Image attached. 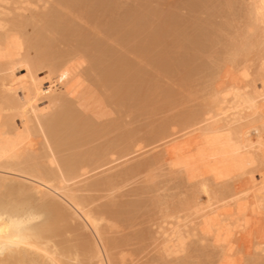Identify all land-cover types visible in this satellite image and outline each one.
Segmentation results:
<instances>
[{
    "label": "rangeland",
    "instance_id": "obj_1",
    "mask_svg": "<svg viewBox=\"0 0 264 264\" xmlns=\"http://www.w3.org/2000/svg\"><path fill=\"white\" fill-rule=\"evenodd\" d=\"M56 1L57 0H1L0 21L22 20V22L25 23L28 19V21H31V16L37 15L40 18L37 17L39 19L36 18V20H38V23H40L41 20H48V18L51 16V13L49 12H55V9H57L56 12H59L57 13L58 15L60 14V12L63 13L59 16L63 18L64 21L70 20L69 18H71L70 22L76 24L78 22V26H80L81 28L83 26L82 23H84V28L87 27V25L89 27V24H91L92 21L94 22L95 19V22L98 26H100L99 24L102 22V20L103 22L117 20L127 21L131 28L135 27L136 25V28H144L146 26L143 25L147 22V24L145 25L149 24L151 28L153 27L154 29H149L147 27L146 29H143L142 33V29L140 28L141 33H139L141 34V37L145 38L146 36L144 35H147V33H149L151 30L154 31V35L157 34L156 37L158 38V40L156 42V45L153 44L156 51L154 48V50H151L150 47H152V45L151 43L147 44L148 41L146 42V39L145 42L141 44L144 39L138 37L140 36V34H138L137 37L135 36V38H133L132 36L128 37L129 40H132L129 41V43L131 44L126 45L129 44L127 42L124 46H121L119 48L117 46L119 45V43H121L119 40H106L107 35L106 37L104 35L108 33L104 31V29L102 30V26L98 27L95 24V27L90 26L91 28L89 27L88 29L87 27L85 29L87 33L91 29V31L93 30L95 32L93 33L92 31L93 35L98 34L97 36L95 35L93 37V35H89V33L88 37H93L90 40L97 38V40L93 41H101L105 37L104 39L107 41L108 45L111 44L110 47L112 49L114 48L113 50H115V53H117L119 50L120 53H113V55L110 56L112 57L111 59H113V57H118L121 53L124 54L121 57L119 56L120 58H125V56L127 55L126 58L128 57L129 63L131 65L133 64V67L137 66L136 71H138L136 72L137 74L134 73L135 76L139 78L140 76L137 75H141V79L144 78L143 82L145 80L143 86L146 87H142L138 93L139 96L136 95L134 98L135 100L124 104L125 107L123 105L124 108L122 107L121 110L119 105H115V102L119 100L117 99L119 98V94L118 92H116L118 86L109 85L108 88L105 87L107 85L98 86L99 84H95L99 78L98 74H95L96 77L93 76L94 78L92 79L94 80H90L89 65L91 66V64H88L89 61L87 63L84 62L83 65L79 68V71H77L78 74L81 72L80 75L82 73L85 75L86 71H89L87 72L88 74L86 73V75H89L88 78H85L86 80L88 79V81L83 79L86 81V84H84L86 87H89V84L93 86H90L91 88L89 87L92 91H90V89L89 91H87L88 88H84L85 86L81 87L80 91H82L84 88L86 89V91L84 90L85 93L89 92L90 96L92 95V93L97 95L99 91L100 94L98 95L102 94L105 99L107 98V100H113L112 102L114 104L111 101L107 103L108 101L106 102L104 97H97L98 95L96 96V98L98 99L94 98L95 96L92 97L99 102L92 100V97H90L89 100L91 102L89 101V103L92 104V108L96 105L95 109H92V111H94V115L90 112L92 114L91 117L95 116L93 117V119H95L96 121V126H94L93 129H90V131L88 132L89 134L86 133V135H84L85 138L83 135L79 136L77 144L73 147H66V149H68L65 152L63 151L61 154H58L57 158L78 157V155H80L79 157H81L83 155L86 156V154H89L90 151L94 152L97 149L103 151L105 150L104 155L107 156H105L102 161L100 160L97 163L93 162L92 166L89 164L90 167H88V169L84 171L88 172L83 177L78 178L74 182L70 183V188L72 189L71 193L75 197V200L81 202L83 207L88 212H90L96 220H98V227L102 233L101 235L103 243L99 244L97 242L98 239L95 235H93V231L89 228V226L81 216L77 217L78 219L76 218L75 220L78 224H75V221L71 220L73 212L72 208H70V206L67 204V200L58 193H54V198H57L58 200H54L52 196L49 198V200H52L54 202L58 201L57 203L60 204L64 210V216L57 219L55 212L53 210H48L45 211L47 217L45 216L44 220L38 219V224L40 226L44 225L43 221H45L44 223L46 224V227L43 226L44 229H42V231L44 234H46V232H49L47 235H50L49 237H51L50 245H52L53 249H55L58 255H60L61 257L64 256L65 259L62 257V260L67 261V259H69V264H99L96 259H92V252L90 250L92 245H94L93 242H97L100 246L103 244V246L99 248L101 250L105 248L103 249L105 250V252H103V256H105L104 253H106V259L108 258L106 260L104 257V264H192L193 261L197 262V264H254V262L255 264H259L258 258L262 259L260 260V264H262L264 262V239L262 237L264 236V231L258 230L259 232H261V234L263 233L262 236H259L261 234L256 231L257 234H259H256V237H261L260 239H263V241H258L259 237L258 239L256 238L257 240H255L253 244H248L249 246L252 245L253 247L247 249L245 254L236 255V252L239 251L236 240H245L252 237V235L254 236V234L256 233L254 229L256 227V224L259 223V220L253 217L252 213H250L249 210L243 214H233L231 216H226L222 220L216 219L212 226L205 228H200L198 226L195 227V225L193 227L192 218L185 222V224L190 225V227L184 228L180 232V236H182L183 238L181 242H178V240L173 242L172 240V242L167 243L168 238L163 234L166 230H168L171 220L173 222V218L171 219V217L174 216L175 208L177 207V205L179 204L178 206L182 208L183 204L181 203H185V201L189 199L187 197H191L193 194L192 185L185 182L182 174L178 173V171L174 169H171L168 164L169 158L174 151L175 145L176 147H178V144L183 143L185 140L189 141L192 137L195 136L194 134H196V131L198 130L197 128L199 127H196L195 125L193 126V121L198 119L197 116H199V114L201 115V113L206 112L210 109L209 103L210 101H212V98L219 96L218 93L217 95H215V91L219 90L220 92H222L224 90V86L226 84H224L222 81H224V79H227L226 75L230 70H232L231 66L234 64L233 63L230 66H226L227 60L225 61L224 58H228L229 60V57H226V52L230 50L233 53V51H242L241 49H244L245 51L243 50L241 53L238 52L239 54L237 55H239V57H237V62H235L236 65L238 63L237 66L243 64L239 63V60L243 59V57L240 59V56H245V54L248 53V50L247 48H243V46H239L241 41L244 43V40H241L238 44L236 43V39L241 34H244L241 35L242 37L245 36L246 38H249L253 35V31L256 34H259V36H263V33L259 32L263 30V24H261L262 21L260 22L256 19V22H254L255 20L253 18V10L252 17L250 15L252 14L251 8L255 5L256 0H89L92 2L94 1L92 4L91 2L90 4H88L89 8H87V6H81L80 8L78 7V12H76L77 7L76 9H74L75 7H72L71 9V6L68 5L67 2L65 4L63 0H58L59 3ZM62 2L64 4H62ZM59 4L60 6H58ZM94 4L97 6H95ZM63 5L65 6V8L63 7ZM199 5L200 7H198ZM53 6L55 7L54 10H52ZM91 6L93 7V9L91 8ZM80 9H82V12ZM94 9H98L99 11ZM110 9L111 11H109ZM82 14H85V16H82ZM90 15H93V18ZM19 16L20 19H18ZM65 17H67L68 19ZM82 17H84V19ZM86 19L87 21H85ZM36 20L34 19L35 22ZM50 20H53L52 17L50 18ZM180 20L182 21V23L180 22ZM149 21L153 24V26L151 25V23H149ZM251 21L255 24H248V22L251 23ZM35 22L33 24L27 22V25H30L29 27H31V24V28L33 29L34 27V29H31L27 35L28 40V36L32 37L31 41L39 40L38 37H35L36 32L41 31L43 28H38L40 25H38L37 22V24H35ZM87 22L90 23L88 24ZM131 24H133L134 26H132ZM246 24L250 25V27H247ZM41 26H43V24ZM220 27H222L223 30ZM160 28L162 30H160ZM147 29L149 32H147ZM101 31H104L105 34H101L102 36L100 35V37L99 32ZM34 33L35 35H32ZM112 33L115 34V32ZM142 34L144 35L142 36ZM206 34L209 35L207 38H205L207 36ZM209 38H212L213 42L211 43V40H209V42L213 45H208L207 42L208 46L205 47V41ZM199 41H202V44L200 45H204L205 43V48L203 47L202 49V47H200V51L202 49L203 53L199 51L200 53L198 52V54L197 51L199 49ZM137 43L140 46H138ZM144 43H146V45ZM176 44L177 46L175 48ZM62 45L63 44L60 45V48L64 49V46L62 47ZM120 45H122V43ZM137 46L139 49L138 52L141 48L142 50L144 48H147L146 50H144L147 53L143 55L141 53H137V51L136 53L132 51L133 47L136 48ZM238 47L241 49L234 50ZM127 48L131 49L132 52ZM124 49H126V51ZM148 49H150V53H148ZM194 50L196 54H198L199 58L197 55H195ZM152 51H154L153 54ZM190 51L192 55L195 56L192 59V55H188L191 54L189 53ZM254 51H256V49ZM128 52L130 53L128 54ZM223 52L226 53V55L223 54L225 57L222 55ZM252 56L253 55H250V53L246 55V57L249 58H251ZM145 57H149L150 61L152 59L153 61L150 62L148 59V61L150 62L148 64V61ZM222 57L225 61L224 63L221 62L223 61L221 59ZM189 58L191 61L189 60ZM75 60H77V58ZM154 60L155 63H153ZM245 60L246 59H244V61ZM190 62L192 63L191 67L194 68V70L190 67ZM194 63L202 68H197V65H195ZM236 65H233L232 67H236ZM159 66H161V68ZM174 66H176L177 68ZM244 66L246 65L244 64ZM183 68H187V71ZM186 72L188 73L186 74ZM233 73L234 72L232 70L231 76H233ZM15 74L17 77L23 76L25 74V70L20 69L16 71ZM43 74H47V72H43ZM91 74L93 75L94 73ZM233 77H235V74ZM231 78L232 77H228V79ZM93 82L94 84H92ZM101 87L103 88V90L101 89ZM110 87H114L115 89L112 90V88ZM93 88H97L96 92H93ZM111 90L113 93L115 92L117 94L112 95L113 93L110 92ZM146 91L151 92L148 93L149 96ZM142 93H145V96ZM124 96L127 97L128 95ZM114 98L116 99V101L114 100ZM100 102L102 106L99 105ZM104 102H106L107 104H105ZM147 104H150L151 106H148ZM98 107H103L104 109ZM148 107H150V109ZM99 109L102 111L100 112ZM141 109H146L147 111H142ZM95 110L99 111L97 112ZM112 111H114V113H112ZM96 113H98V115ZM116 114L118 117L112 118L113 115L116 116ZM195 114L196 116H194ZM98 116H101V118H98ZM99 119L103 121L102 124L100 122L101 120ZM108 119L112 121L110 122V120ZM113 119L115 120V122L117 121L115 125H117V123L119 122L120 127L119 125L115 126L114 123H112L114 122ZM188 119L190 122H188ZM201 119L202 118L199 117L198 120ZM196 121H194V123ZM107 124L109 125L107 126ZM110 124L114 126H110ZM101 126H103V128H105L104 126H106V133ZM201 126H204V124H202ZM110 127H116L118 128V130L116 131L112 128L113 131H111ZM99 129L101 132L99 131ZM152 133L154 134L155 138L152 137ZM127 137H134L135 141ZM126 138L127 141L130 140L138 143V150L136 149V152H131L135 151L136 147L134 148V150H132L133 148H129L126 150V153L128 151V155H126L125 153L121 160L115 161L119 153V149H116L118 147L117 143H119V141L121 140L125 142ZM40 141H42L40 138L34 139L33 149H35L38 154V164L41 166L44 165L43 168H47L50 167L46 156L47 150H45L46 148L43 147L45 144L44 141ZM107 142L109 144H107ZM138 145L136 144V146ZM114 148L116 150H113ZM110 152L111 154L113 152V154L115 155L110 156ZM184 156L185 154L182 153L181 157ZM197 158L200 159L202 157L197 156ZM222 158L223 155L216 156L210 159L213 160V163L211 164L206 165V163L202 164L201 162H198L195 164H190L188 168L199 166L198 168H196V171L201 172L204 177H207L209 182H212L213 178H215L217 182H220L225 180V173L229 170L231 165V161L229 159L225 160ZM69 159L73 160L72 158ZM39 160L41 164L39 163ZM215 160L219 161L215 162ZM190 162L191 158L186 159V164H189ZM116 172L119 173V175H117ZM4 174H11V176H7L9 179L8 182L0 187V200L5 202L6 205H20V207L22 208L23 206H25L24 208L26 209L29 206V208H32L31 211L33 213H40L42 209V207L40 206V202L38 203V201H35V199L32 200L33 198L28 191L24 190V193H18L14 188V184H16V178L19 182L21 181L20 183H25L27 181L26 184L22 183V186L28 185V179L20 174L18 175L17 173H10L7 171L5 172L4 170L0 169V175ZM111 174H115L117 176H115L116 180L113 176H109ZM100 176L102 178L106 176L111 177V181L106 180L109 183H105V179H102ZM221 176L224 177V179H218V177ZM11 177H14L15 179H12L11 181ZM4 192L6 193L4 194ZM29 204H31V206ZM235 206H237V203H235V201L233 200H230L229 205L225 206L222 210H224L225 208V210L233 209ZM179 209L177 208L176 211ZM171 210H173L172 214ZM70 215L71 217H69ZM94 239H96V241ZM256 242L258 243L256 244ZM70 254L73 255V258H75L76 261H72L74 259L70 257ZM248 254H251V256H249ZM66 256H68V258Z\"/></svg>",
    "mask_w": 264,
    "mask_h": 264
},
{
    "label": "bare ground",
    "instance_id": "obj_2",
    "mask_svg": "<svg viewBox=\"0 0 264 264\" xmlns=\"http://www.w3.org/2000/svg\"><path fill=\"white\" fill-rule=\"evenodd\" d=\"M63 1L65 2V4L67 2L68 5L71 6V9L72 7H75L74 9H76L77 7L76 12L79 11L78 7L80 8L81 6L83 7L87 6V8H89L88 4H90V2L91 4L94 2L89 0H63ZM56 2H58V0ZM60 4L58 6H60ZM62 4L64 3L62 2ZM200 5L198 7H200ZM92 6L91 8L93 9ZM63 7L65 8L64 5ZM54 8L55 7L53 6L52 10H54ZM252 8H251V12L253 10L255 17L253 15V12L250 15L251 17L253 15V18L255 20L254 22H256V19L257 21L260 22L262 21L261 24H263L262 25L263 30L259 32H262L263 36H259V34H256L253 31V35L249 38L247 37L248 41L245 36H244L245 38L241 36L244 34H241L236 39L237 41L234 39L238 44L240 43L241 40H244V43L241 41L239 46H243V48H247L248 53H250V55L251 54L253 55L251 57L252 59L246 57L248 53L245 54L244 52L245 56L244 55L240 56V59L242 57L243 59L239 60V63L240 64L243 63V64L237 66L238 63L237 65L235 64V62H237V57H239V55L237 54L241 53L244 49L238 47L236 49L234 48L233 49L234 50L241 49L242 51L240 50L233 51L232 53V51L228 50L226 52L227 55L226 53H224L225 51L222 53V55L225 54L226 57L227 56L229 57V60L228 58L227 59L224 58L225 61L227 60L226 66H230L233 63L234 66L236 65V67H232L233 65L231 66L234 72L233 76L235 74V77L231 76L232 70H230L226 75L227 79H224V81H222L224 84H226L224 86V90L222 92L216 90L215 95H217L218 93L219 96L212 98V101H210L209 103L210 109L206 112L201 113V115L199 114V116H197L198 119L199 117L202 118L201 120L196 119L199 122L194 120L196 121L194 123L193 121V126L195 125L196 127L197 126L199 127L197 128L198 130L195 129L197 130L196 134H194L195 136L192 137L190 140L187 139L189 141L185 140L183 143H181L182 145L178 144L180 146L179 147L177 145L179 148L176 147V145L175 147L173 146L174 151L172 152L171 157L169 158L168 164L171 167V169H174L178 171V173L183 175L185 182L192 185L193 194L191 197H187L189 199H187L185 203L184 202L181 203L183 204L182 208L178 206L179 204L177 205L176 208L174 207L175 208L174 216L171 217V219L173 218V222L171 220L168 230H166L163 233L164 236L168 238L167 243L172 242V240L173 242H175L176 240H178V242H181L183 238L182 236H180V232L182 229L190 227V225L185 224V222L192 218H193L192 221L193 227L195 225V227L198 226L200 228H205L212 226V224L215 222L216 219L222 220L226 216H231L233 214H243L248 210L250 211V213H252L253 217L259 220L258 221L259 223L256 224V227L254 229L255 232L256 231L259 232L258 230L264 231V0H256V3ZM55 10L57 11V9ZM80 10L82 12V9ZM94 10L99 11L98 9H94ZM109 11H111V9ZM55 12L52 11L49 12L51 13L50 14L51 16L50 17L48 16L49 21L41 20L40 22L41 24L38 23L39 22L38 20H36V18L39 17L37 15L31 16L30 17L31 21H28L29 19L26 20L25 22L26 25L24 22H22V20L0 21V169L4 170L5 172L6 171L10 173L13 172V173H17L18 175L20 174L22 176H25L28 179V185L26 186H22L23 182L20 183L21 181L19 182L17 178L15 179L14 177H11V181L12 179H15V183H16L14 184L15 187L14 186L13 187L17 190L18 193L19 192L22 193L24 190L28 191L31 194V197L33 198L32 200L35 199V201H38V203L40 202L41 204L40 206L42 207L41 212L39 211L40 213L36 214L31 211L32 208H29V206L26 209L24 208L25 206H23L22 208L20 207V205L17 206L12 204L6 205L5 202L0 200V203H2L0 204V229H2V233H0V264H31V263L69 264L68 263L69 259H67L68 256H66L67 261L62 260L64 256H62L63 257L62 258L60 255H58L56 250L53 249L52 245H50L51 237H49L50 235L49 236L47 235L49 232H46V234L43 233L42 229H44L43 226L46 225L44 223L45 221H43L44 225L40 226L38 224V219L44 220L46 216L45 211L48 210H53L56 214L57 219L64 216V210L61 207V205L57 203L58 201L54 202L52 200H49L51 196L53 197L54 200H58L57 198L56 199L54 198L53 196L54 193H58L67 200L68 202L67 204L70 206V208H72V212H73L72 217L71 215L69 216L71 217V220L75 221L77 217L81 216L85 220L89 228L93 231L92 232L94 233L93 235H95L96 238L98 239L97 242L99 244L103 243V239L101 235L102 233L98 227V220H96L92 216V214L83 207L81 202L75 200V197L71 193L72 189L70 188V183L74 182L78 178L83 177L88 172V171L87 172L84 171H86V169L90 167L89 164L92 166L93 162L97 163L100 160L102 161V159H104V157L107 156L104 155L105 150L103 151L97 149L94 152L90 151V153L89 154L87 153L86 156L83 155L79 157L80 155H78L79 158L69 157L72 158L73 160L65 157L57 158V155L61 154L63 151L65 152L68 149V148L66 149V147L75 146L78 142L79 136L86 135V133H88L91 128L93 129V127L96 126L95 125L96 121L95 119H93V117L95 116L91 117L94 112L92 111V109L93 108L95 109L96 105L92 108V104L89 103L90 101L89 98L92 96H95L94 98H96V96L100 93L98 91V94L95 95L92 92H90L92 93L91 96L89 95V92L85 93L86 89L84 88H88L87 91H89V89L93 87L91 84H89L91 86V87L89 86L90 88L85 86L86 84L85 82L88 81V79L86 80L85 78H88V76L90 75V80H91L92 78L96 77L95 74H98L99 78L98 81L95 83L97 85L99 84L98 86L107 85L105 86L106 88H108L109 85L118 86L116 92H118L119 94V98H117L119 100L116 101L115 98L114 100L116 101L115 105H119L121 110L124 104H127L132 100H135L134 99L135 96L138 95L142 87H146L143 86L145 83V80L143 82L144 78L141 79L142 78L141 75H137L140 76L139 78L135 76L134 73L138 71V70L136 71L137 66L133 67L132 66L133 64L131 65L129 63L128 57L126 58L127 55L126 56L124 55L125 58L123 57L120 58L124 54L121 53L119 55L120 57L115 56L116 58L113 57L114 60L111 59L112 57L110 56L113 55V53L118 54L119 50L117 53H115L114 52L115 50H113L114 48L112 49L110 47L111 44L108 45L106 40L109 39L119 40L122 43V45H120L121 43H119L120 46L117 44L116 45L120 48L121 46H124L127 42L129 43V41H132L129 40L128 37L131 36L133 38H135V36L137 37L138 34L141 33L140 32L141 29H142V33L144 28L146 29L148 27L149 29H154L153 27L151 28L149 24L148 25L150 27L148 25H145L147 24V22L144 23V25L142 24L143 26H146L144 28L143 27L136 28L137 25L131 28L127 21L116 20L110 22L109 21L103 22L102 20L101 23L99 21L100 23L99 25L103 27L102 30L104 29V31L108 33L105 34L104 31H101L99 32L100 33L99 36L101 34L102 35L105 34L104 36L106 37L107 35L106 37L107 39L105 40L104 39L105 37L103 36L104 38L103 39L101 38L102 39L101 41H93V40H97V38L93 40L90 39H92L96 34L93 35L92 34L93 30L91 31V29L89 30L91 32L88 31L87 33V31H85L88 25L87 27L84 28V23H82L83 24L82 26L83 29H82L80 26H78V22L77 24L71 23L70 22L71 18H69L70 20H67L68 19L67 17L65 18H67L66 20L68 22L64 21L63 18L59 16L60 14L63 13L60 12V14L58 15L57 13L59 12L56 13ZM83 15L85 16V14H82V16ZM51 17L53 20H50ZM82 18L84 19V17ZM18 19H20V16ZM34 19L36 20L38 25H40L38 28L43 27L41 31L36 32L35 37L39 38L38 41H33V40L31 41L32 37L29 36H28L29 40L27 39V35L32 29L31 28L32 24L35 22ZM95 20L94 22L92 21L91 23L92 25L89 24L91 20L90 22H87L89 24V27L90 26L95 27L96 24ZM85 21H87V19ZM27 22L32 23L31 27H29L30 25H27L28 24ZM36 22L35 24H37ZM180 22L182 23L181 20ZM254 22L251 21V23L248 22V24L253 25ZM149 23L151 22L149 21ZM42 24L43 26H41ZM248 24H246L247 27H250V25ZM131 25L134 26L133 24ZM151 25L153 26L152 23ZM222 27L220 28L223 30ZM160 30L162 29L160 28ZM111 31L115 32V34L112 33ZM147 32H149L148 29ZM93 33L95 32L93 31ZM88 34L89 35L92 34L93 37L91 36L88 37L89 36ZM32 35H35V33ZM143 35L144 34H142V36ZM156 35H154V31L150 30V32L147 33V35L146 34L144 35L146 36L145 38L141 37V34L138 37L144 39L141 44L145 42V39L146 42L148 41L147 44L151 43L152 47L150 48L152 50L153 48L155 49V46L153 44L155 45L157 44L156 42L158 38L156 37ZM208 36L209 35H207L205 38H207ZM209 40H211L210 41L211 43L213 42L212 38L206 39L205 41L206 45L204 43L205 47L210 44ZM199 42H200L198 45L199 49L197 53L200 51V47H202V49L204 47V45H200L202 44V41ZM61 44H63L62 47L64 46V49L60 48ZM130 44L131 43L126 45H130ZM144 44L146 45V43ZM138 46L136 47L137 49L134 47L132 49L131 47L132 51H134L135 53L137 51V53H141L143 55L147 53L146 51H144L147 48L146 49L144 48L143 50L141 48L140 51L138 52L139 50ZM176 46L177 44L175 45V48ZM254 48L256 49V51H254L255 50ZM131 49H129V51H131ZM202 49L200 52L203 51ZM124 50L126 51V49ZM148 50H149L148 53H150V49ZM153 52L154 51H152V54ZM129 53L130 52H128V54ZM189 53H191V51ZM198 54H196L195 52V55L198 56ZM188 55L191 56L192 53ZM194 57L195 56L192 55L191 59ZM76 58L77 60H75ZM146 59L148 61L149 57ZM221 59L223 60V57ZM244 59H246L247 61L246 60L244 61ZM149 61L148 64L152 62L153 59L150 62ZM225 61L223 60L221 62L224 63ZM84 62L86 63L88 62V64H91V66L89 65L90 67L89 71L91 73H94L93 75L89 71H86V73L89 72V75H86L85 73L86 76L83 73L80 75L81 72L78 74L77 71H79V68L83 65ZM153 63H155V60ZM244 64L246 66H244ZM191 66L192 63L190 64V67ZM159 67L161 68V66ZM196 67L198 68L199 66L197 65ZM20 69H24L25 74L23 76L17 77L15 72ZM192 69L194 70V68ZM43 72H47V74H43ZM187 73L188 72H186V74ZM228 77H232V78L228 79ZM83 79H85L86 81ZM92 84H94V82ZM83 86L85 87L83 88L82 90L83 92H82L80 90L81 87ZM93 89H94L93 92H96L97 88L96 89L93 88ZM101 89L103 90L102 87ZM114 89L115 88L113 87L112 90ZM112 90L110 92H112ZM90 91L92 90L90 89ZM148 93L151 92H147V94ZM114 94L117 93L114 92L112 95ZM124 95H128L129 97L128 96L125 97ZM143 95L145 96V93ZM99 96L104 97L102 94L98 95L97 97ZM96 99H93L92 97V100L98 101ZM105 100L106 102L108 101L107 103L111 101V100H107V98ZM106 102L104 103L107 104ZM99 105L102 106L101 102L99 103ZM104 108L102 107L101 109ZM148 108L150 109V107ZM101 111L102 110H100V112ZM112 113H114V111H112ZM96 114L98 115V113ZM196 114L194 116H196ZM116 117H118L117 114L116 116L113 115L112 118H116ZM98 118H101V116L100 117L98 116ZM111 121L112 120H110V122ZM100 122L102 124L103 121L101 120ZM116 122L114 120V122L112 123H114L115 125ZM188 122H190L189 119ZM202 124H204V126H201ZM108 125L109 124H107V126ZM114 125L110 124V126H114ZM117 125H119L120 127L119 122L117 123ZM101 127L103 128V126ZM104 127L106 128V126ZM105 128L103 129L106 133ZM110 128L111 131H113L112 130L113 127ZM113 129H115L116 131L118 130V128L116 127ZM152 137L155 138L154 134ZM35 138L38 139L40 138L42 141H44L45 144L43 147H45L46 148L45 150H47L46 156L50 167L43 168L44 165L41 166L38 164L37 162V160L39 159L37 158L38 154L36 150L33 149ZM127 138L133 139V141H135L134 137L132 138L127 137ZM126 141L123 142L121 140L119 141V143H117L118 147L115 146L117 147L116 149H119V153L116 158L117 160L115 159V161L121 160V158H123V155L126 153V150L129 148H133L132 150H134V148L136 147L135 151H131V152H136V149L138 150L139 147L138 143H135L130 140H128L127 142ZM107 144L109 143L107 142ZM136 144L138 146H136ZM116 149L114 148L113 150ZM127 153L126 155H128ZM182 153L185 154L184 157H181ZM113 155L115 154H113L112 152L110 156ZM220 155H223L222 159L225 160L229 159L231 161L230 168L225 173V180L223 181L217 182L215 178H213L212 179L213 181L209 182L207 177H204L201 172L196 171V168H198L199 166L188 168L190 164H195L198 162H201L202 164L206 163V165L211 164L213 163V160L210 159ZM197 156H201L202 158L199 159L197 158ZM189 158H191V162L189 164L188 163L186 164V159ZM216 161L219 160H215V162ZM115 174H111L109 176L111 177L113 176L115 179L116 176ZM9 175L11 176V174ZM9 175H5V174L0 175V187H2L6 182H8L9 179L7 176ZM117 175H119V173H117ZM111 177L106 176L104 178L102 177L101 178L105 179L104 181L106 180L111 181ZM26 183L27 181L23 184ZM105 183H109V182L106 181ZM5 193L6 192H4V194ZM230 200L235 201V203H237V206H235L233 209L225 210L226 209L225 208L224 210H222L225 206L229 205ZM29 205L31 206V204ZM177 208L180 209L176 211ZM173 210H171V214L173 213ZM75 224L78 223H76L75 221ZM257 232L254 234V236L252 235V237L250 238H247L245 240L242 239L243 241L242 240L239 241L238 239L236 240V244H238V249H239V251H237L238 253L236 252V255L245 254L247 249L253 247L252 245L249 246L248 244L249 243L253 244L254 241L257 240L258 237L262 236V234L264 233L263 232L261 234V232H259L261 234L259 235L257 234ZM256 234L259 236L256 237L257 236ZM262 237L264 239V236ZM260 238L261 237H259L258 241L261 240ZM263 239L261 241H263ZM94 240L96 241V239ZM9 241H17V244H9L8 243ZM97 242H93L94 245H92L90 250L92 252V259H96L99 264H104L105 263L104 257L106 259V253H104L105 256H103V252H105V250L103 249L105 248H103L102 251L99 247H102L103 244L100 246ZM257 243L258 242H256V244ZM71 255L72 254H70V257L73 258V255L72 256ZM249 256H251V254ZM73 259L74 260L72 261H76L75 258ZM258 259L260 264V260L262 259L260 258ZM262 264H264V262Z\"/></svg>",
    "mask_w": 264,
    "mask_h": 264
},
{
    "label": "snow or ice",
    "instance_id": "obj_3",
    "mask_svg": "<svg viewBox=\"0 0 264 264\" xmlns=\"http://www.w3.org/2000/svg\"><path fill=\"white\" fill-rule=\"evenodd\" d=\"M218 179H224V177H218ZM0 233H2V229H0ZM9 244H17V241H9ZM27 246V245H25ZM192 264H197V262L193 261Z\"/></svg>",
    "mask_w": 264,
    "mask_h": 264
}]
</instances>
